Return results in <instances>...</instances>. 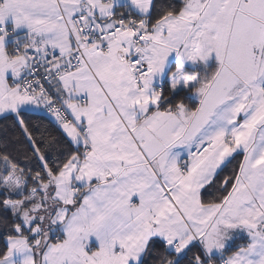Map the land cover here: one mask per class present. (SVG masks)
Returning <instances> with one entry per match:
<instances>
[{
	"label": "snow or ice",
	"instance_id": "snow-or-ice-1",
	"mask_svg": "<svg viewBox=\"0 0 264 264\" xmlns=\"http://www.w3.org/2000/svg\"><path fill=\"white\" fill-rule=\"evenodd\" d=\"M0 114V264H264V0H0Z\"/></svg>",
	"mask_w": 264,
	"mask_h": 264
},
{
	"label": "trees",
	"instance_id": "trees-1",
	"mask_svg": "<svg viewBox=\"0 0 264 264\" xmlns=\"http://www.w3.org/2000/svg\"><path fill=\"white\" fill-rule=\"evenodd\" d=\"M186 104L192 105L193 100L186 99ZM43 119L40 122L41 130L47 129L48 133L55 136H60L61 132L60 129L57 127V124L54 120V118L49 117L46 114H42ZM31 120L35 121L36 117L34 115L29 117ZM23 138L21 137L19 141H17V129L13 126V120L11 116H7L6 118L0 117V150H7L9 152H13V154L19 155L15 152V149L19 147L21 144H23ZM4 145H7L5 148ZM240 158L237 157L235 160H233L221 173V176L230 174L232 168L236 166L237 161ZM211 194H215L214 192ZM205 198H209V194H205ZM4 246V238L0 237V248ZM193 251H196V249H193ZM157 253H163V249L157 246V248L154 250L153 255L148 257L147 264H156L157 260Z\"/></svg>",
	"mask_w": 264,
	"mask_h": 264
},
{
	"label": "crops",
	"instance_id": "crops-1",
	"mask_svg": "<svg viewBox=\"0 0 264 264\" xmlns=\"http://www.w3.org/2000/svg\"><path fill=\"white\" fill-rule=\"evenodd\" d=\"M0 117H3V114H0ZM242 242H243V239L237 240L235 243H242Z\"/></svg>",
	"mask_w": 264,
	"mask_h": 264
},
{
	"label": "built area",
	"instance_id": "built-area-1",
	"mask_svg": "<svg viewBox=\"0 0 264 264\" xmlns=\"http://www.w3.org/2000/svg\"><path fill=\"white\" fill-rule=\"evenodd\" d=\"M45 87H48V85H45ZM46 114V113H45ZM47 115V114H46Z\"/></svg>",
	"mask_w": 264,
	"mask_h": 264
}]
</instances>
